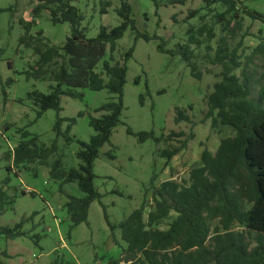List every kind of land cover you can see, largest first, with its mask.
I'll return each mask as SVG.
<instances>
[{
  "label": "rangeland",
  "instance_id": "obj_1",
  "mask_svg": "<svg viewBox=\"0 0 264 264\" xmlns=\"http://www.w3.org/2000/svg\"><path fill=\"white\" fill-rule=\"evenodd\" d=\"M103 1L74 2L85 15L82 27L86 28L88 37L97 36L101 25L114 27L120 23L116 13L120 0H111L112 4L105 14L101 13ZM127 1L133 8L138 30L162 37L167 42V49L188 43L190 35L195 33L201 44H191V49L198 69L203 74L201 79L193 77L180 55L160 52L158 45L161 39H136L135 31L128 29L118 40L114 52L116 59H121L131 47H134V52L127 61L121 121L114 128L110 142L100 149L95 161V185L103 195L102 204L97 200L92 202L88 222L70 231L71 221L64 205L67 193L82 195L77 184H65L61 190L60 182L49 176V164L41 165L36 162L17 167L6 160L4 155L19 142V130L26 129L38 136L40 145L50 146L57 139L58 150L56 155L50 157L49 163L56 156H61L65 168L78 167L80 160L77 153L80 145L77 140H90L95 133L89 125L90 116L99 117L104 114V111L97 109L114 95L107 89L93 91L85 88L78 89L83 93V98L62 96V111L59 114L64 119L62 130L65 131L70 125V135L75 140L68 143L63 136L57 138L53 129L57 119L56 111L50 109L37 119L36 107L27 96L34 90L48 93V86L52 82L50 74L40 79H28L24 72L29 64H33L36 56L32 49L19 45V38L24 34L20 20L32 18V10L39 0H0V9H5L0 12V186L9 177L6 190L9 195H16L15 203L0 215V226L14 227L24 220L23 230L29 232L28 236L15 239L0 236V258L3 264H50L59 254L75 264H109L112 259L118 260L127 244L121 238V230H112L107 224L102 205L106 207L112 224H118L143 204L146 218L153 207L152 177L156 185L169 179L180 183L187 181L190 169L200 164L203 149L207 147L215 152L220 140L233 134L227 126L214 128L210 119L203 121L206 111L204 97L212 90L214 82L220 79L218 75L221 66L211 64L208 56H214L219 39L226 37L229 46L235 48L241 35L247 31L238 54L241 55L242 63L247 64V71L252 72L256 78L264 73V56L253 54L259 43H264V24L252 21L241 12V7L246 6L264 13V0H237L243 27L235 32L230 31L234 28L233 24L229 30L224 31L225 22L217 16L227 8L223 3L213 4V10L209 11L204 8L203 0H186L184 4H172V0H156L158 6L153 0ZM191 10H198L199 14L186 19ZM200 15H204L205 19H201ZM230 17L231 15H227L225 19ZM203 23L213 27L215 37L210 41L206 33L202 36L196 34ZM191 27L193 33L189 32ZM39 30H43L44 36L57 46H63L70 34L69 24H53L46 10L36 18V25L31 33L36 34ZM109 54L107 50L104 59ZM249 56L252 57L251 62L247 60ZM102 62H99L96 71L101 70ZM8 63H11V67ZM241 70L242 68H238L236 73L240 74ZM138 77L140 81L137 83ZM10 78L14 79L11 85L7 84ZM263 84L262 78L257 80L254 99ZM3 88L6 90V97ZM141 95H144L143 103L140 101ZM189 105H192V109ZM177 108L187 109L195 125L184 121L176 123ZM79 112H83V116H78ZM71 118L76 119L74 123L70 122ZM127 127H131L134 133L153 130L157 137L168 135L172 130L185 131L187 135L193 133L194 136L165 166L160 150L168 143L156 142L154 139L140 142L136 135L127 133ZM169 144L178 145V142ZM111 153L114 158L110 157ZM7 165L12 167V171L7 170ZM22 191L26 194L22 195ZM169 221L166 220L159 227L166 228ZM218 225L219 219L211 222L212 229ZM234 228L238 229L239 226L235 225ZM35 234L40 235L38 243L32 237Z\"/></svg>",
  "mask_w": 264,
  "mask_h": 264
},
{
  "label": "trees",
  "instance_id": "obj_2",
  "mask_svg": "<svg viewBox=\"0 0 264 264\" xmlns=\"http://www.w3.org/2000/svg\"><path fill=\"white\" fill-rule=\"evenodd\" d=\"M78 1L39 0L32 10V18L20 20L24 34L19 38V45L32 49L36 56V60L24 72L26 77L40 79L50 74L52 81L48 86V93L34 90L27 96L36 107L37 119L50 109L56 111L57 119L53 129L57 138L63 136L68 143L75 139L70 135V125L65 131L62 130L64 119L59 115L62 111V96L83 98V93L78 89L88 88L93 91L107 89L114 97L97 109L104 111V114L99 117L90 116L89 125L95 132L90 140H77L80 145L77 153L80 160L78 167L65 168L61 156H56L49 163L50 157L57 153V139L50 146L40 145L38 136L26 129L19 130V142L4 155L6 160L17 167L36 162L41 165L49 164V176L60 182L61 190L65 184H77L82 195L67 193L64 205L71 221L70 231L88 222L90 205L96 200L101 203L103 197L95 185V161L100 149L110 142L114 128L121 121L127 61L134 52V47H131L121 59H116L114 52L118 40L128 29L135 31L136 39H161L158 45L160 52L180 55L193 77L201 79L203 74L198 69L191 49V44H201L192 32L193 27L189 29L193 34L188 43L167 49V42L162 37L138 30L131 4L127 0H120V5L116 8L120 23L114 27L101 25L97 36L88 37L86 28L82 27L85 15L74 5ZM153 1L158 6V2ZM203 1L204 8L209 11L213 10L211 6L216 3L227 6L222 14L217 15L225 22L224 31L229 30L232 24L234 28L230 29L231 32L242 29L243 17L239 15L237 0ZM185 2L186 0L171 1L172 4ZM101 3V13L105 14L112 4L111 0ZM4 10L0 9V12ZM43 10L49 12L53 24H69L70 34L63 46L52 44L44 36L43 30L31 33L36 25V18ZM241 12L252 21L264 24V13L246 6L241 7ZM197 14L198 10H191L186 19ZM227 15H231L228 20L225 19ZM200 17L205 19L204 15ZM205 33L208 41L215 37L213 27L203 23L196 34L202 36ZM246 35L247 31L241 35L235 48L229 46L226 37H221L214 56L208 55L211 64L220 65L221 71L218 75L220 79L214 82L212 90L204 97L206 111L203 121L210 119L214 128L227 126L233 134L222 138L215 152L207 147L203 149L200 164L190 169L187 181L180 183L169 179L156 185L152 177L153 207L146 218L143 204L118 224H112L106 207L102 205L107 224L112 230L119 228L121 238L127 244L121 257L110 260L109 264H264V84L259 88L257 98H253L254 86L260 78L264 80V73L256 78L252 72L247 71V64L241 61L238 50ZM107 50L110 54L104 59ZM257 53L264 56L263 42L253 50V54ZM247 60L251 62L252 57H247ZM100 61H103L102 68L96 71ZM8 65L11 67V63ZM238 68H242L240 74L236 73ZM139 81L138 77L136 82ZM13 82L12 78L7 80L9 85ZM3 93L6 97L4 88ZM143 99L144 95H141V103ZM189 108L192 109V105ZM78 116H83V112H79ZM69 120L74 123L76 119ZM182 121L195 125L187 109L177 108L175 122ZM126 131L130 135H136L140 142L154 139L156 142L168 143L160 150L165 166L194 136L193 133L187 135L185 131L174 130L159 137L153 130L134 133L131 127H127ZM173 141L178 142V145L169 144ZM110 157L115 156L111 153ZM6 168L12 171L10 165ZM9 181L10 178L7 177L0 186V215L15 203L16 195L11 196L6 190ZM21 194L25 195L26 192L22 191ZM30 194L33 195V192ZM215 219H219V225L212 229L211 222ZM166 220H170L167 227H159ZM23 225L24 220L14 227L0 226V236L6 239L28 236L29 232L23 230ZM235 225L239 228L235 229ZM32 237L38 243L40 235ZM0 264H3L1 258ZM50 264L75 263L59 254Z\"/></svg>",
  "mask_w": 264,
  "mask_h": 264
}]
</instances>
